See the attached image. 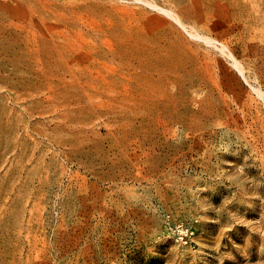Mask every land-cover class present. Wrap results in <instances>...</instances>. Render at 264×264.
I'll use <instances>...</instances> for the list:
<instances>
[{
  "label": "rangeland",
  "instance_id": "rangeland-1",
  "mask_svg": "<svg viewBox=\"0 0 264 264\" xmlns=\"http://www.w3.org/2000/svg\"><path fill=\"white\" fill-rule=\"evenodd\" d=\"M0 264H264V0H0Z\"/></svg>",
  "mask_w": 264,
  "mask_h": 264
},
{
  "label": "built area",
  "instance_id": "built-area-1",
  "mask_svg": "<svg viewBox=\"0 0 264 264\" xmlns=\"http://www.w3.org/2000/svg\"><path fill=\"white\" fill-rule=\"evenodd\" d=\"M178 229H180L181 234L184 235L182 236V239H184L185 243H188L189 234L191 233L190 229L183 225H179ZM191 234H193V232Z\"/></svg>",
  "mask_w": 264,
  "mask_h": 264
}]
</instances>
